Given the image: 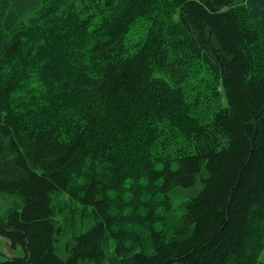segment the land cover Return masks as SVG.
<instances>
[{
    "label": "trees",
    "instance_id": "1",
    "mask_svg": "<svg viewBox=\"0 0 264 264\" xmlns=\"http://www.w3.org/2000/svg\"><path fill=\"white\" fill-rule=\"evenodd\" d=\"M2 203L0 264H264V0H0Z\"/></svg>",
    "mask_w": 264,
    "mask_h": 264
},
{
    "label": "rangeland",
    "instance_id": "2",
    "mask_svg": "<svg viewBox=\"0 0 264 264\" xmlns=\"http://www.w3.org/2000/svg\"><path fill=\"white\" fill-rule=\"evenodd\" d=\"M61 200H64V197L63 196H60ZM76 207H77V213L79 212V224L81 225L83 220H86V219H89L88 216H83L84 214V210H80L81 209V206L76 204ZM7 206L2 203L1 205V208H0V215L3 216L4 215V212L6 210ZM77 229V228H76ZM64 242L62 243V247L60 248V250L58 251V255L60 256H64ZM23 254V249L18 246V247H13L9 244V242L7 241L6 238L0 236V255L2 258H10V257H14V256H20ZM262 258L264 259V252L262 253Z\"/></svg>",
    "mask_w": 264,
    "mask_h": 264
},
{
    "label": "bare ground",
    "instance_id": "3",
    "mask_svg": "<svg viewBox=\"0 0 264 264\" xmlns=\"http://www.w3.org/2000/svg\"><path fill=\"white\" fill-rule=\"evenodd\" d=\"M172 197V196H171Z\"/></svg>",
    "mask_w": 264,
    "mask_h": 264
}]
</instances>
